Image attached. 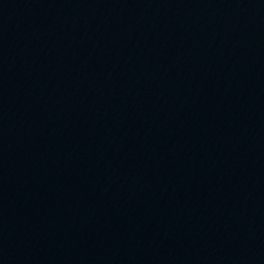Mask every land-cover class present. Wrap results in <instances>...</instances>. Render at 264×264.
Wrapping results in <instances>:
<instances>
[{"label": "water", "instance_id": "obj_1", "mask_svg": "<svg viewBox=\"0 0 264 264\" xmlns=\"http://www.w3.org/2000/svg\"><path fill=\"white\" fill-rule=\"evenodd\" d=\"M0 264H264V0H0Z\"/></svg>", "mask_w": 264, "mask_h": 264}]
</instances>
